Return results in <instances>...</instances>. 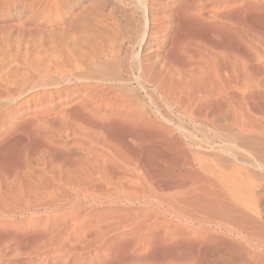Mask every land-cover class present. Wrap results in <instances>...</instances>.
Instances as JSON below:
<instances>
[{
    "label": "bare ground",
    "instance_id": "bare-ground-1",
    "mask_svg": "<svg viewBox=\"0 0 264 264\" xmlns=\"http://www.w3.org/2000/svg\"><path fill=\"white\" fill-rule=\"evenodd\" d=\"M0 264H264V0H0Z\"/></svg>",
    "mask_w": 264,
    "mask_h": 264
}]
</instances>
